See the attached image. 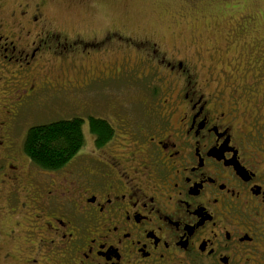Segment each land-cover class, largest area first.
<instances>
[{
  "label": "flooded vegetation",
  "instance_id": "af4514ba",
  "mask_svg": "<svg viewBox=\"0 0 264 264\" xmlns=\"http://www.w3.org/2000/svg\"><path fill=\"white\" fill-rule=\"evenodd\" d=\"M6 1L1 264H264V58L262 68L229 64L215 76L201 54L167 51L154 36L69 33L44 18L45 0H20L8 14ZM130 76L153 81L140 91V110L105 93L100 111L69 99ZM61 107L82 109L70 119H81L87 136L64 166L44 170L24 146L29 129L46 123L27 116Z\"/></svg>",
  "mask_w": 264,
  "mask_h": 264
},
{
  "label": "rangeland",
  "instance_id": "374dc122",
  "mask_svg": "<svg viewBox=\"0 0 264 264\" xmlns=\"http://www.w3.org/2000/svg\"><path fill=\"white\" fill-rule=\"evenodd\" d=\"M19 1H6L5 14H8ZM45 1L43 16L54 28L65 29L69 33L122 28L141 37L154 36V41H162L167 51L177 48L181 51V56L188 55L195 59L201 54L199 59L202 64L216 66L215 76L222 67L229 72V64H241V71L244 72L245 63L254 64L257 59L260 58L262 61L264 58V0ZM33 3H39V0H34ZM121 56L118 51L116 58H122ZM262 65L261 62L256 63L259 68H262ZM245 76L249 79L251 73ZM245 76L243 79L236 76V79L241 82L246 79ZM220 77L223 78L224 75ZM131 78L133 77H123L120 82L98 84L89 90L81 88L70 91L69 99L71 101L73 99L75 103L81 99L90 105L93 100V106L98 105L95 109L100 111L102 107L99 104L105 93L106 98H118L123 104H132L135 111L140 110L141 100L144 99L140 91L146 89L148 84L154 87L153 81ZM75 86L78 87L76 84ZM100 86H104L105 90H96ZM68 103L66 98L59 99V105ZM81 110L61 107L57 111L56 109L47 111L46 108L44 112L48 113L36 111V114L27 116V121L44 124L70 119L73 116L85 115ZM83 132L86 137V127L83 128ZM7 223H10V219L5 215L2 217L1 227H5ZM1 241L5 248V237L1 236ZM1 262L2 260L0 264Z\"/></svg>",
  "mask_w": 264,
  "mask_h": 264
},
{
  "label": "trees",
  "instance_id": "16d2710c",
  "mask_svg": "<svg viewBox=\"0 0 264 264\" xmlns=\"http://www.w3.org/2000/svg\"><path fill=\"white\" fill-rule=\"evenodd\" d=\"M81 119L57 120L29 129L25 150L32 162L44 170L64 166L84 145ZM94 131L109 135L107 126L93 121Z\"/></svg>",
  "mask_w": 264,
  "mask_h": 264
}]
</instances>
